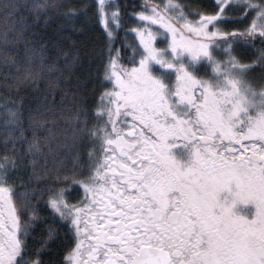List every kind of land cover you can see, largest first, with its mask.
<instances>
[{"label": "snow or ice", "instance_id": "snow-or-ice-1", "mask_svg": "<svg viewBox=\"0 0 264 264\" xmlns=\"http://www.w3.org/2000/svg\"><path fill=\"white\" fill-rule=\"evenodd\" d=\"M18 9L33 25L94 23L101 39L48 54ZM13 19L0 264H56V241L59 264H264V0H0ZM85 59L91 107L84 81L71 86Z\"/></svg>", "mask_w": 264, "mask_h": 264}, {"label": "trees", "instance_id": "trees-1", "mask_svg": "<svg viewBox=\"0 0 264 264\" xmlns=\"http://www.w3.org/2000/svg\"><path fill=\"white\" fill-rule=\"evenodd\" d=\"M21 4L25 3L26 0H19ZM73 3L79 2V0H72ZM19 15L21 17H26L28 19V30L25 32V35L29 37V39L35 40L37 45H47L49 52L48 54H53L55 51L54 46L59 45L63 47L65 50L69 51H79L80 54L83 56L85 51L91 50V48L101 39L100 30L94 23H84L78 25V27L82 26V31H71L68 29L61 30L60 24L61 21L57 17H53L50 22L45 26L42 22L38 25H33L31 22V17L29 16L26 9H18ZM15 26L17 28L20 25L17 23L15 19L11 21H4L0 20V30H3L5 27H12ZM34 34V37H33ZM23 45L20 46L22 50ZM92 68L95 65L91 66ZM90 65L85 59L82 65H78L74 67L71 86H76L77 80L84 81L83 83V90L88 92L89 94V105L91 107L92 100H93V92L95 90V94L98 95L100 90V85L96 82L95 77L88 78L87 73L89 71ZM2 91V89H0ZM78 152L82 160L87 158V152L90 150V144L87 140L82 141L78 145ZM67 150L61 149L62 155ZM76 154V150L72 153L66 155L65 162L66 164L71 167L73 164V156ZM28 169H25L22 173V176L25 180H27ZM63 233H61V236ZM53 255L52 259L59 264L62 253L64 250V244L61 241H56L52 244Z\"/></svg>", "mask_w": 264, "mask_h": 264}]
</instances>
